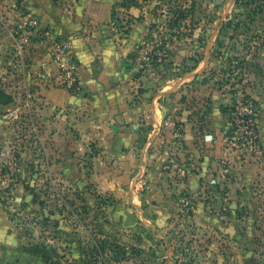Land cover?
Returning a JSON list of instances; mask_svg holds the SVG:
<instances>
[{"label": "rangeland", "instance_id": "1", "mask_svg": "<svg viewBox=\"0 0 264 264\" xmlns=\"http://www.w3.org/2000/svg\"><path fill=\"white\" fill-rule=\"evenodd\" d=\"M120 1L152 26L122 57L121 107L83 92L27 2L0 8L17 33L0 39V264H264V0ZM124 134L132 157L97 163Z\"/></svg>", "mask_w": 264, "mask_h": 264}, {"label": "crops", "instance_id": "2", "mask_svg": "<svg viewBox=\"0 0 264 264\" xmlns=\"http://www.w3.org/2000/svg\"><path fill=\"white\" fill-rule=\"evenodd\" d=\"M21 0H0V8L3 3L9 4L12 2ZM27 2L31 10V14L38 21L42 28L49 31L51 37L67 39L69 43L70 52L72 56L78 60L79 66V79L80 85L83 92H90L87 94L91 100L95 102H100L105 100L108 102H118L123 99L120 95H114V89H119L121 82L124 81L120 64L122 62V57H125L131 50L137 48L139 45L143 44L147 40L148 35H152L151 17H133L137 16L136 8H127V4L120 3V0H23ZM119 2V4H116ZM11 6V5H10ZM11 13H14L12 9H9ZM120 12L119 17H114L113 12ZM128 15V16H127ZM15 16V15H14ZM15 19V17H11ZM9 20L8 22H10ZM117 23L120 25H125L126 31L124 34L112 35L110 30ZM9 26L6 25V30L4 33H0V39H3L4 35L9 36L8 30ZM6 33V34H5ZM108 36L112 37L108 40ZM122 36L121 41L118 38ZM4 47L0 46V54ZM7 49V46H6ZM8 50V49H7ZM10 50V49H9ZM1 64V60H0ZM36 68H42L43 70H54L51 64V60L46 57L35 61ZM126 80V79H125ZM49 95L52 99L55 98V94ZM85 94V93H83ZM63 96L58 97L62 100ZM71 97V96H70ZM143 94L140 95V98ZM156 97V96H155ZM57 100V99H55ZM143 101V100H141ZM156 102V100H154ZM154 102V103H155ZM121 107V105H120ZM112 113L115 118L117 114L122 112L123 109ZM136 110H128V115L131 113H138L144 110V105L137 104ZM123 128V132H127L125 125L120 126ZM117 130V128H116ZM135 136H140L141 131L136 127L133 128ZM111 132V131H109ZM121 132V131H120ZM119 130L117 133H120ZM126 134L123 138L119 136L113 137V145L104 150L99 156L97 163L101 162H120L122 160H128L132 157V151L128 148L126 150L123 147L119 150V156L115 153V148L125 144ZM131 136V135H130ZM123 141V142H122ZM125 148V147H124ZM140 155H135L134 159L137 162L138 170L141 172L144 170V149L140 148ZM129 169V168H127ZM106 169H102L100 175L105 176L107 174ZM130 172V170H123L121 168L120 174ZM194 173L188 171V181L191 186H199L201 179V173ZM110 180V179H109ZM123 180V179H122ZM130 186L131 191H136L138 189L137 182L132 181ZM186 185V184H185Z\"/></svg>", "mask_w": 264, "mask_h": 264}, {"label": "built area", "instance_id": "3", "mask_svg": "<svg viewBox=\"0 0 264 264\" xmlns=\"http://www.w3.org/2000/svg\"><path fill=\"white\" fill-rule=\"evenodd\" d=\"M24 20H25L24 24L26 27L34 28L35 26H38L40 28L38 21L34 17H25ZM20 29H22V28H20ZM9 34L11 37H13L14 34H17V33H15L13 30H10ZM64 49H65V47L63 45H61V47H58L57 52H56L57 54L55 55V58L59 61L58 62L59 68L65 72L64 75L67 78H70L75 73L73 72V68H71L70 66H67V64L66 63L64 64V62L62 61V55L64 54L63 53ZM73 80L74 79H72V81ZM75 81H74V83H75Z\"/></svg>", "mask_w": 264, "mask_h": 264}, {"label": "trees", "instance_id": "4", "mask_svg": "<svg viewBox=\"0 0 264 264\" xmlns=\"http://www.w3.org/2000/svg\"><path fill=\"white\" fill-rule=\"evenodd\" d=\"M32 253H36V251L34 250V252L32 251Z\"/></svg>", "mask_w": 264, "mask_h": 264}]
</instances>
